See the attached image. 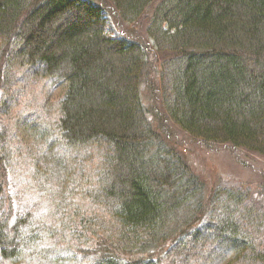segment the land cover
I'll list each match as a JSON object with an SVG mask.
<instances>
[{
  "label": "trees",
  "instance_id": "obj_1",
  "mask_svg": "<svg viewBox=\"0 0 264 264\" xmlns=\"http://www.w3.org/2000/svg\"><path fill=\"white\" fill-rule=\"evenodd\" d=\"M165 119L264 157V0H0V260L264 264V190L211 185Z\"/></svg>",
  "mask_w": 264,
  "mask_h": 264
},
{
  "label": "rangeland",
  "instance_id": "obj_2",
  "mask_svg": "<svg viewBox=\"0 0 264 264\" xmlns=\"http://www.w3.org/2000/svg\"><path fill=\"white\" fill-rule=\"evenodd\" d=\"M113 28L114 35H118V31ZM124 29L130 36V39H135L138 36L147 38V32L144 24H129L124 25ZM130 33H129V32ZM148 60L153 66L152 78L149 82L157 88V83L153 80L155 71H159L157 60L158 55L154 49H147ZM157 90V89H156ZM146 105L154 110L155 115L161 114L164 116L165 110L161 105L159 92L156 91L155 96H150V88L144 86ZM58 90L53 89L50 93V100H56ZM166 115V114H165ZM165 133L170 138L171 147L176 148L188 160L195 172L205 177L211 185H219V183L231 182L230 186H240L243 189H250L256 194V197L262 195L264 190V157L253 151H244L237 149L229 144L206 143L199 139L190 136L182 129L174 126L171 121L165 119ZM162 128V126H161ZM168 140V139H167ZM31 172V170H29ZM25 180H23L20 188H23ZM34 183V181H33ZM26 189V188H25ZM27 191V189H26ZM244 191V190H243ZM23 200L26 201V193L23 191ZM30 194V193H28ZM261 198V197H260ZM34 203V201H32ZM0 264H5L0 260ZM176 264H183L181 260H177Z\"/></svg>",
  "mask_w": 264,
  "mask_h": 264
}]
</instances>
